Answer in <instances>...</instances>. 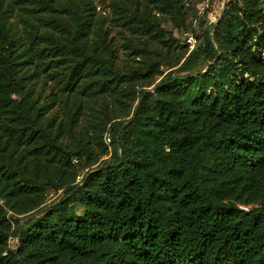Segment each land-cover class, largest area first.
<instances>
[{
	"label": "trees",
	"instance_id": "16d2710c",
	"mask_svg": "<svg viewBox=\"0 0 264 264\" xmlns=\"http://www.w3.org/2000/svg\"><path fill=\"white\" fill-rule=\"evenodd\" d=\"M191 1L0 0V264H264V0Z\"/></svg>",
	"mask_w": 264,
	"mask_h": 264
},
{
	"label": "rangeland",
	"instance_id": "374dc122",
	"mask_svg": "<svg viewBox=\"0 0 264 264\" xmlns=\"http://www.w3.org/2000/svg\"><path fill=\"white\" fill-rule=\"evenodd\" d=\"M96 9L104 14H109V8L107 7L108 0H93ZM229 0H192L190 3L188 2V10H187V22L186 25L189 27L188 31H185L183 28H173V32L175 37L177 38L178 42L181 44H187L189 47V50L192 49L199 41V38L202 34V31L205 27V25L209 21H215L218 16H220L223 12V9L225 7V4ZM171 21L165 22V26L168 28H172ZM118 29H114L112 32V35H115ZM192 36L195 38V42L193 44H189L187 39L189 36ZM117 36V34L115 35ZM117 44L118 48H120V54L123 55L122 51V40L120 39V36H117ZM182 46V45H180ZM180 50V47L175 49V53H178ZM126 56H123L125 58ZM128 57V56H127ZM128 58H133L132 56H129ZM131 60V59H130ZM163 71H166V67H161ZM158 80V77L156 78V81ZM102 101H98V105L101 104ZM86 123L83 125L85 126ZM87 126V125H86ZM106 137V135H105ZM106 143H108L107 139L105 138ZM95 152H98V148H94ZM110 154H107L105 157H109ZM73 163L75 164V167H77V173L75 175V182H79L82 180V177L85 175L87 171L94 170L98 165L95 164L93 166L89 167H79L80 162L77 159L73 160ZM97 165V166H96ZM62 196L61 190H55L51 187H47L45 189V201L44 206H47L53 202H56L59 200V198ZM76 208L78 210H81V207L78 204H75Z\"/></svg>",
	"mask_w": 264,
	"mask_h": 264
},
{
	"label": "built area",
	"instance_id": "2783aa9c",
	"mask_svg": "<svg viewBox=\"0 0 264 264\" xmlns=\"http://www.w3.org/2000/svg\"><path fill=\"white\" fill-rule=\"evenodd\" d=\"M187 41H188V43L191 45V44H193L196 40H195V38H193V37L190 35V36L188 37ZM106 139H107V141H109V138H108V137H106ZM8 242L10 243V246H11V247H16V240L13 239L12 237H9ZM5 253H6V252H4V254H5Z\"/></svg>",
	"mask_w": 264,
	"mask_h": 264
}]
</instances>
